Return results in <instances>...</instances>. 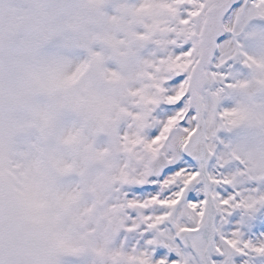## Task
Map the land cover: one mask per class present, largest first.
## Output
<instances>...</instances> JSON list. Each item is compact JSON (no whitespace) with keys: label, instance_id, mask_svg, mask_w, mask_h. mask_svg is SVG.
<instances>
[{"label":"snow or ice","instance_id":"1","mask_svg":"<svg viewBox=\"0 0 264 264\" xmlns=\"http://www.w3.org/2000/svg\"><path fill=\"white\" fill-rule=\"evenodd\" d=\"M142 2L159 12L129 30L122 62L135 82L107 102L113 163L83 197L79 186L62 185L79 165L53 158L26 167V158L45 157L39 143L18 145L25 126L14 100L22 78L54 95L74 89L101 58L71 71L50 67L40 80L13 38L24 26L54 35L55 17L71 5L0 10V264H264V127L252 123L253 113H264V99H254L264 97L255 91L257 80L264 85V0ZM122 76L110 69L102 78ZM91 102L64 107L83 111ZM58 121L54 110L37 112L28 127L78 145L80 133L60 137ZM50 203L75 217L77 233L38 224L37 205Z\"/></svg>","mask_w":264,"mask_h":264},{"label":"rangeland","instance_id":"2","mask_svg":"<svg viewBox=\"0 0 264 264\" xmlns=\"http://www.w3.org/2000/svg\"><path fill=\"white\" fill-rule=\"evenodd\" d=\"M0 0V10L10 8H29L40 5H71L70 10L59 13L53 23L56 31L54 35L45 33L35 26H24L14 36V48L19 58L30 64L40 80H47L50 67L61 71H71L84 61H91L94 55L101 58L99 65H90L76 87L72 90L57 89L54 95L39 90L35 81L22 78L18 87L20 94L15 98L14 105L17 122L25 126L17 138L21 148L33 143H39L41 153L45 157L41 160L25 159L27 166H47L48 161L57 158L73 165H79L76 175L62 179L66 190L78 191L83 197L84 192L95 194L96 187L103 184L113 163V155L108 151L115 115L109 109L107 102H118L123 97L126 86L135 82V77L122 62L126 55V45L129 30L140 28L154 22L159 10L145 8L142 0ZM127 11H124L122 7ZM113 11L115 12L113 14ZM112 42L119 45L113 49ZM31 50L33 55L28 56ZM124 66V69H123ZM116 69L123 73L120 82L103 80V73ZM98 81L103 84L100 87ZM257 84L264 90V85ZM31 91L25 94L27 88ZM92 102L81 111L71 110L64 106L70 99ZM264 97H259V101ZM258 108L259 105H256ZM54 110L59 115L58 130L60 137L74 129L80 133L81 142L78 145L65 144L62 139L55 142L47 138H39V130L32 125L37 112ZM252 123L255 130L264 127V113H253ZM89 182L87 188L85 182ZM89 211L95 207L88 206ZM38 224L50 232L75 234L80 226L73 215L65 213L54 204L37 205Z\"/></svg>","mask_w":264,"mask_h":264},{"label":"bare ground","instance_id":"3","mask_svg":"<svg viewBox=\"0 0 264 264\" xmlns=\"http://www.w3.org/2000/svg\"><path fill=\"white\" fill-rule=\"evenodd\" d=\"M130 1H131V0H128L127 3H129ZM125 5H126V4L124 3V7H122V8L124 9V11H127V10H126L127 8L125 7ZM114 13H115V12L113 11V14H114Z\"/></svg>","mask_w":264,"mask_h":264},{"label":"water","instance_id":"4","mask_svg":"<svg viewBox=\"0 0 264 264\" xmlns=\"http://www.w3.org/2000/svg\"><path fill=\"white\" fill-rule=\"evenodd\" d=\"M257 90H258V89H256L255 91L258 92Z\"/></svg>","mask_w":264,"mask_h":264}]
</instances>
